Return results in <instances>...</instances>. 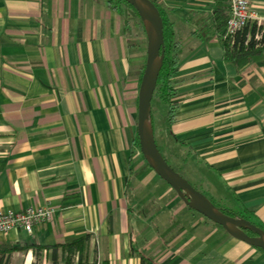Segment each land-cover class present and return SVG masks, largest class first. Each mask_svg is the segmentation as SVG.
Here are the masks:
<instances>
[{
  "label": "crops",
  "instance_id": "0c3cea01",
  "mask_svg": "<svg viewBox=\"0 0 264 264\" xmlns=\"http://www.w3.org/2000/svg\"><path fill=\"white\" fill-rule=\"evenodd\" d=\"M152 1L180 42L171 133L214 200L264 225V50L243 66L225 60L212 16L227 0ZM250 11L264 24V0ZM143 60L107 0H0V212L54 210L0 245L87 237L81 258L28 250L7 264H264V250L157 182L134 144Z\"/></svg>",
  "mask_w": 264,
  "mask_h": 264
},
{
  "label": "trees",
  "instance_id": "16d2710c",
  "mask_svg": "<svg viewBox=\"0 0 264 264\" xmlns=\"http://www.w3.org/2000/svg\"><path fill=\"white\" fill-rule=\"evenodd\" d=\"M107 3L112 9L116 10L118 18L122 20L123 31L127 38V42L129 46L140 47L143 41H144L143 43H146V35L144 31V26L136 10L130 4H128L125 0H107ZM154 4L158 8L161 18H162V22H163L164 58H163L162 67L158 75L156 87L153 92L152 101L154 99H157L167 107V111L165 115L166 132L172 137L174 141V145L170 146L169 144H165L164 146L167 148V151L169 152L171 157L174 160H176L177 163H181V162H185L188 159V156L191 153V148L187 146V144L179 142L176 138H174V136L171 133V126L174 122L176 110L178 107V103L175 101L174 97L176 94L175 75L178 71L179 60H180V42L173 37L172 30L170 29L169 24L166 21L163 8L159 7L158 4H156L155 2ZM228 16H229V13L228 12L226 13L223 10L215 11L212 16L214 30L217 33V36L222 41L225 60L231 61L238 66H243L249 63L251 58L255 54H258L264 50V31L262 32L260 39L256 40L254 38L255 32L257 30L256 22H248L242 29L238 30L236 33L227 34L226 33V23H227ZM261 29L262 27H259V31ZM145 55H146V52H145ZM143 69H144V62L140 66L138 87L141 81ZM151 123L153 127L154 138H155L156 144L160 152L162 153L166 161L169 163V165L172 168H174L173 167L174 164L163 153L160 145H158L157 143L156 136H155V126H154L155 121H154L152 106H151ZM134 144L139 148V140H138L137 135L135 136ZM188 181L197 190L201 191L199 189L200 185L197 182L192 183L190 180ZM201 192L205 194L203 191ZM205 196L207 195L205 194ZM208 198L217 207H219L224 213L228 215H240L250 220V217L248 215L241 214V213H235L232 210L225 209L221 207L213 198L211 197H208ZM183 205L186 208L190 209L184 203ZM255 224L264 229V225L258 224V223H255ZM84 238H87V237L73 238L72 240L66 243L55 244L52 246L39 245L31 241H26V242L18 243V244L0 245V264H7V260H5V258L7 259L9 255L12 254L13 252H26L28 250L33 251L34 254L36 255L40 251L45 250V249H53L54 250L53 253H54L57 249L60 248L63 252L67 251V254H68L67 259L69 260L72 258L73 254L77 252L79 253L80 258H81V254L84 252V247H85L84 242H83ZM57 263L58 261L54 260V264H57ZM68 263L69 262L67 261V264Z\"/></svg>",
  "mask_w": 264,
  "mask_h": 264
},
{
  "label": "water",
  "instance_id": "95a60500",
  "mask_svg": "<svg viewBox=\"0 0 264 264\" xmlns=\"http://www.w3.org/2000/svg\"><path fill=\"white\" fill-rule=\"evenodd\" d=\"M138 13L146 35V57L137 94L136 132L148 166L190 209L221 226L227 234L264 250V229L240 215H228L172 168L160 152L151 123V102L164 58L163 22L152 0H125Z\"/></svg>",
  "mask_w": 264,
  "mask_h": 264
},
{
  "label": "built area",
  "instance_id": "2783aa9c",
  "mask_svg": "<svg viewBox=\"0 0 264 264\" xmlns=\"http://www.w3.org/2000/svg\"><path fill=\"white\" fill-rule=\"evenodd\" d=\"M251 0H227L228 19L226 23V33L234 34L242 29L253 19L250 11ZM256 22V21H255ZM257 30L254 38L260 39L264 31V24L256 22ZM259 27L262 29L259 31ZM53 208L50 207H27L24 210H7L0 212V234L8 233L13 229H21L27 234H31L33 226L39 222L50 221L53 216Z\"/></svg>",
  "mask_w": 264,
  "mask_h": 264
},
{
  "label": "rangeland",
  "instance_id": "374dc122",
  "mask_svg": "<svg viewBox=\"0 0 264 264\" xmlns=\"http://www.w3.org/2000/svg\"><path fill=\"white\" fill-rule=\"evenodd\" d=\"M143 42L141 43L140 49L142 51V56L144 58V56L146 57V55H145L146 43H143ZM143 62L145 63V58H144ZM151 106H152V109H153V115H154V121H155L154 126H155V136H156L157 143H158V145H160L163 153L174 164V165L172 164L174 169L179 174H181L184 178H187L188 180H190L192 183L198 182L200 180V181H202L204 183V185L206 187L210 188L209 179L206 177L205 171L203 170V168L197 162H195L193 160L192 156H188V159L185 162H181V163H177V161L174 160L171 157V155L167 151V148L164 146L167 143V141H168L170 146L174 145L172 143V140L168 137L167 132H166L165 115H166L167 107L162 102H160L157 99H154L151 102ZM190 170H192V171H190ZM189 171L191 172L190 174H188ZM192 175L195 177L194 179L192 178ZM156 180L160 184H163L164 188L168 187V184L165 181L161 180L157 175H156ZM141 189H142V187H141ZM149 189H152L151 192H154L153 190H155L152 187H150ZM199 189L201 191H203L208 197L212 198V196H210L208 194V192L204 188H202L200 186ZM215 199H216L215 201L221 207H224V208L227 207V205L224 202V200L222 202H220V201H218L217 198H215ZM170 206L171 205H169L168 208H170ZM196 215H197V213H196ZM175 219H177V217ZM209 223L211 224V222H209Z\"/></svg>",
  "mask_w": 264,
  "mask_h": 264
}]
</instances>
